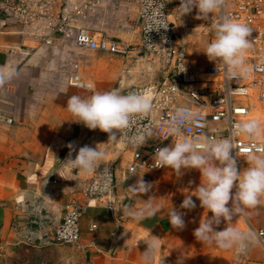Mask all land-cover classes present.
I'll return each instance as SVG.
<instances>
[{
	"label": "crops",
	"instance_id": "0c3cea01",
	"mask_svg": "<svg viewBox=\"0 0 264 264\" xmlns=\"http://www.w3.org/2000/svg\"><path fill=\"white\" fill-rule=\"evenodd\" d=\"M21 3L29 8L33 22L13 11L14 5ZM63 14L69 17L68 33L54 35L46 43V25L57 23ZM138 16L135 0H0V69L15 72L0 86V114L13 120L11 124L0 122V264H233L234 249L202 243L193 234L212 213L201 208L195 196V209L180 208L185 195H195L199 171L177 176L167 168L148 183L143 174L127 175L129 160L126 163L122 154H105L102 161L112 159L117 165L115 205L97 201L86 212L78 245L54 242L66 204L81 197L92 176L66 161L68 145L88 134L85 126L71 121L74 117L67 110L68 99L90 96L76 92L78 87L70 85V76H80L92 88L90 80L79 73L66 77V65L84 66L79 57L87 51L76 46V35L86 29L140 43ZM203 38L202 46L192 50L190 45L196 68L214 64L203 53L210 39ZM127 60V64L122 61L119 75L122 94L141 92L162 80L161 64L141 66L132 57ZM75 157L72 155L73 160ZM139 176L152 186L146 194L129 190ZM183 189L191 193L173 196ZM172 208L184 213L183 230L170 225ZM243 211L245 219H234L236 227L264 230V200ZM93 225L98 227L96 232L90 230ZM224 227L222 222L216 230ZM149 245H154L156 252L154 259L146 261L143 254ZM249 256L251 264H264V244L254 240Z\"/></svg>",
	"mask_w": 264,
	"mask_h": 264
},
{
	"label": "built area",
	"instance_id": "2783aa9c",
	"mask_svg": "<svg viewBox=\"0 0 264 264\" xmlns=\"http://www.w3.org/2000/svg\"><path fill=\"white\" fill-rule=\"evenodd\" d=\"M138 5V23L141 35L139 46L120 39L90 33L86 29L79 30L75 44L83 51L101 55L118 56L129 59L134 55L153 57L162 66V80L145 87L141 93L148 96L153 103V111L145 118L137 120L132 128L121 133L119 140L129 154L127 175L143 174L148 183L153 182L154 175L167 168L155 167V151L157 148L171 146L176 138L168 134V125L178 108L190 111L195 122L186 134L189 137H208L223 139L230 137L237 149L238 165L247 167L248 154L253 151H264L260 141H249L238 133L236 125L252 119L258 103L264 101V0H226L224 8L212 14L207 20L195 19L194 9L190 14L182 16L177 9L180 0H135ZM164 3L167 30L148 32L150 17L155 5ZM28 21H34L29 8L21 3L13 7ZM222 17H228L247 24L251 29L250 41L253 46L245 54L248 75L231 76L222 65L215 64L202 68L193 66L190 55V41L195 37L214 38V26ZM43 33L46 43L54 35H66L69 31V17L64 14L57 23L50 21ZM185 68V71H184ZM204 76H217L218 79H203ZM70 85L81 89H89L78 75H72ZM255 99V101L253 100ZM242 102V104H237ZM0 122L11 124L13 120L0 114ZM148 131L152 135L144 146L136 149L131 143V136L138 132ZM110 169L105 182L104 177L92 173L89 183L80 198L72 199L65 206L62 222L55 229L54 242L75 246L81 239V219L86 212L103 202L113 207L119 188L116 163H101L100 168ZM235 189V188H234ZM245 219L244 211L235 219ZM221 225V224H220ZM98 227L93 225L91 232ZM254 240L264 244V230L252 231ZM233 264H251L249 249L240 254L234 250Z\"/></svg>",
	"mask_w": 264,
	"mask_h": 264
},
{
	"label": "clouds",
	"instance_id": "9594fccd",
	"mask_svg": "<svg viewBox=\"0 0 264 264\" xmlns=\"http://www.w3.org/2000/svg\"><path fill=\"white\" fill-rule=\"evenodd\" d=\"M225 4L226 0H180L177 11L182 17L195 9V19L207 20L212 14L221 11ZM164 5H155L148 32L167 30ZM251 31L245 23L222 17L214 26V38L207 44L203 53L216 68L217 65H222L227 74L233 77L247 76L245 54L253 46L249 39ZM14 75V70L5 72L0 69V86L9 82ZM153 108L154 105L146 94L136 91L121 94L118 89L95 92L88 97L73 95L67 102V110L74 117L72 122L82 124L89 130L99 129L107 133L109 141L113 142H118L121 133L132 128L137 120L147 117ZM195 120L196 117L187 109H177L168 125V134L174 136L176 141L171 146L156 149L155 167L172 169L177 176H182L189 170L199 171L201 179L194 191L195 195H185L180 208L189 211L195 209L197 205L192 199L195 196L200 202L199 206L212 213V216H207L200 222L199 227L194 230V236L202 243L214 242L220 249H234L237 253L244 254L254 243L253 234L236 227L232 222L237 213L244 209H254L264 200V151L250 152L246 161L248 166L241 169L238 165L236 146L230 137L193 138L186 134ZM236 128L245 139L260 141L264 145V124L258 119L242 121ZM150 139L152 135L148 131L138 132L131 136L130 143L139 149ZM68 148L70 151L67 162L84 173L101 174L106 182L110 169L100 168L105 153L98 147L83 146L79 148L73 160L72 152L75 149L71 143ZM139 177L129 190L146 194L152 186L143 180V176ZM183 216L184 213L171 209L168 219L173 229L183 230L186 227ZM136 218L139 219V215ZM222 222L225 227L217 231L216 227ZM155 252V246L149 245L143 254L144 259H154Z\"/></svg>",
	"mask_w": 264,
	"mask_h": 264
},
{
	"label": "rangeland",
	"instance_id": "374dc122",
	"mask_svg": "<svg viewBox=\"0 0 264 264\" xmlns=\"http://www.w3.org/2000/svg\"><path fill=\"white\" fill-rule=\"evenodd\" d=\"M139 32H137L138 35ZM203 37H195L191 39L190 45L193 48L197 46H202L204 44ZM127 43H130L135 46H139L138 39L134 41H126ZM194 46V47H193ZM191 59H194L195 53L192 51L190 52ZM80 60L84 63V66L81 68L73 67L70 64L66 65V77L70 73H79L81 74L85 79L90 80L88 82L92 83V88L89 89H80L76 88L74 89L76 92H79L82 96L84 94H93L95 92H105V91H111L113 89H118L122 94V83L120 81V70L122 66V61H124V64H127V59L118 57V56H107V55H100L95 52H85L80 57ZM133 60H138L140 62L141 66L148 65L151 63L153 66H160V63L157 62L153 57H143L144 59H140L139 56L134 55ZM203 79H211L215 80L218 79L217 76H204ZM142 83V82H141ZM140 83V84H141ZM88 84V83H86ZM133 87V86H132ZM255 101V99H253ZM237 104H242V102H238ZM258 119L262 124H264V101H261L258 103L257 109L253 112L252 119ZM87 137L83 140H80L78 142H74L72 145L75 149V151L72 152L73 156H76L79 148L83 146H89V147H98L100 151L107 155H121L124 157V161L127 163L129 160V154L126 153L124 145L121 143L120 140L118 142L109 141V136L107 133L101 132L99 129L96 130H89ZM110 159V158H109ZM112 160V159H111ZM111 160H109V163H114ZM111 161V162H110ZM102 163V162H101ZM200 184V183H198ZM235 192V189H233V193ZM174 197H178L180 195L190 194L191 192L187 189L183 190H177L173 192ZM231 203V202H230ZM241 213H237L235 216H241ZM241 222H243L241 220ZM232 223H236L235 220H233Z\"/></svg>",
	"mask_w": 264,
	"mask_h": 264
}]
</instances>
